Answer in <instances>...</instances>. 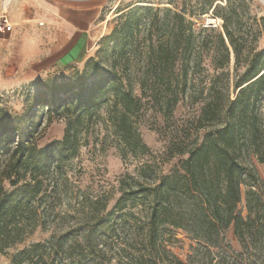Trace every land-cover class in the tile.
Listing matches in <instances>:
<instances>
[{
    "label": "trees",
    "instance_id": "obj_1",
    "mask_svg": "<svg viewBox=\"0 0 264 264\" xmlns=\"http://www.w3.org/2000/svg\"><path fill=\"white\" fill-rule=\"evenodd\" d=\"M215 8L220 5L215 3ZM165 11L169 14L171 10ZM173 18L184 19L178 13H173ZM179 24L182 27L183 22ZM187 24V32H179L173 41L149 42L147 46L148 60L154 56L159 68L168 72L169 95L163 115H169L185 96L188 62L182 65L181 79L174 77L171 87L169 67L176 56L185 58L201 49H212L217 55L215 68L223 69L230 62L231 47L235 68L246 63L237 79L238 91L235 97L224 100L220 92H215L201 111L207 122L222 119L220 126L209 129L200 142L184 146L173 143L169 158L186 157L169 173L155 175L153 164L143 163L138 173L148 182L128 174L121 176L116 187L120 195L110 209L109 193L95 198L84 196L80 205L87 206L88 212L82 225L53 230L43 242L31 243L13 253L12 264H112L114 258L122 264H189L157 242L161 225L181 229L212 248H205L202 264H264V201L254 189H244L246 180L254 179V174L241 160L251 149L264 162L257 119L248 114L247 95L264 78V49L243 55L241 44L226 22L221 26L224 34L214 35V44L200 38L195 49L190 22ZM82 69L70 80L48 79L38 86L22 116L14 118L7 111L0 115L2 253L23 241L36 227L45 230L47 218L58 215V184L49 178L61 177L63 162L79 147L78 128L96 111L107 107V121L121 144L122 157L149 152L135 126L142 103L133 91L129 74L105 69L91 59ZM34 107L45 109L47 116H65L61 139L37 146L29 114ZM139 204L145 210L142 218L133 210ZM228 229L240 243L239 250L225 240Z\"/></svg>",
    "mask_w": 264,
    "mask_h": 264
},
{
    "label": "rangeland",
    "instance_id": "obj_2",
    "mask_svg": "<svg viewBox=\"0 0 264 264\" xmlns=\"http://www.w3.org/2000/svg\"><path fill=\"white\" fill-rule=\"evenodd\" d=\"M215 3L220 8L214 9ZM166 8L171 10L169 14ZM173 13L181 14L184 19L173 18ZM211 13L222 20L221 26L227 23L233 37L241 44L243 55L264 49V0H107L105 19L95 27L93 48L88 59L96 61L105 69H114L118 74L127 73L131 77L133 91L142 103L135 126L149 152L138 157L127 153L122 157L121 144L107 121V107L96 111L92 118L78 128L79 147L69 160L63 162L61 177L49 178L51 183L54 181L58 184L60 199L55 208L58 215L55 219L52 216L47 218L45 230L38 226L23 241L4 253L0 252V264H12L13 253L31 243L43 242L53 230L82 225L88 212L87 206L80 205L84 196L95 198L109 193L111 197L107 209H110L120 195L116 187L121 176L128 174L148 182L149 179L140 177L138 173L143 163L153 164L155 175L169 173L179 160L186 157L169 158V148L173 147V143L184 146L194 141L200 142L209 129L220 126L222 119L207 122L201 117V111L205 102L216 95L215 92H220L224 100L227 96L235 97L238 91L237 79L246 63L235 68L231 47L230 62L223 69L215 68L217 55L212 49H201L185 58L179 54L176 56L174 65L169 67L171 87L174 86V77L181 79L179 73L182 65L188 62L185 96L178 100L167 116L163 115V108L169 95L168 72L159 68L154 56L150 58L151 61L147 57L149 42L158 44L173 41L179 32H187V22H190L194 35L195 49H198L200 38L214 44V35L219 32L224 34V30L223 27L203 29L202 25ZM179 22H183L182 27ZM27 24L29 22H15L12 34L0 36V85L36 76L27 90V97H30L48 79L70 80L77 71L82 70L86 60L44 66L42 60L36 58L37 44L30 41L33 32H28ZM261 60H264V55ZM263 71L264 68L261 73ZM142 82L144 84L141 86ZM179 83L181 87V81ZM247 95L248 114L257 119L262 140L260 144L264 151V78L247 91ZM29 114L32 116L33 129L36 130L34 140L38 147L61 139L66 126L65 116H47L41 107L32 108ZM241 160L254 174V179L246 180L248 185L244 189H254L264 201V162L259 161L251 149L241 156ZM243 205L244 200L240 206ZM141 208L139 204L133 210L142 218L145 210ZM158 232L157 242L189 264H202L205 248L213 250L178 228L161 225ZM224 235L234 249H240V243L234 238L231 229L226 230ZM20 264L31 263L24 261ZM112 264L122 263L114 258Z\"/></svg>",
    "mask_w": 264,
    "mask_h": 264
},
{
    "label": "crops",
    "instance_id": "obj_3",
    "mask_svg": "<svg viewBox=\"0 0 264 264\" xmlns=\"http://www.w3.org/2000/svg\"><path fill=\"white\" fill-rule=\"evenodd\" d=\"M106 4L107 0H4L14 29L15 22H29L30 41L37 44L36 58L44 66L87 60Z\"/></svg>",
    "mask_w": 264,
    "mask_h": 264
},
{
    "label": "clouds",
    "instance_id": "obj_4",
    "mask_svg": "<svg viewBox=\"0 0 264 264\" xmlns=\"http://www.w3.org/2000/svg\"><path fill=\"white\" fill-rule=\"evenodd\" d=\"M34 78H20L11 83L0 85V115L4 111H7L14 118H18L24 114L30 104V98L27 97V90ZM41 78L47 80L44 76H41Z\"/></svg>",
    "mask_w": 264,
    "mask_h": 264
},
{
    "label": "built area",
    "instance_id": "obj_5",
    "mask_svg": "<svg viewBox=\"0 0 264 264\" xmlns=\"http://www.w3.org/2000/svg\"><path fill=\"white\" fill-rule=\"evenodd\" d=\"M222 20L211 13V16L206 18L203 28L217 29L221 28ZM14 29V23L12 22L9 13L4 7V0H0V36L10 34Z\"/></svg>",
    "mask_w": 264,
    "mask_h": 264
}]
</instances>
